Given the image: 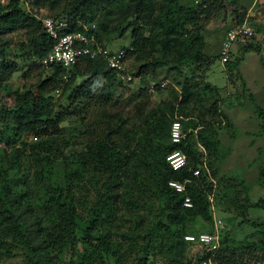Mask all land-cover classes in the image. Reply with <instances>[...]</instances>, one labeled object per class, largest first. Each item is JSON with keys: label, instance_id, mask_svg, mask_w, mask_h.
<instances>
[{"label": "trees", "instance_id": "obj_1", "mask_svg": "<svg viewBox=\"0 0 264 264\" xmlns=\"http://www.w3.org/2000/svg\"><path fill=\"white\" fill-rule=\"evenodd\" d=\"M33 4L54 11L51 19L64 20L65 33L94 25L96 40L104 47L109 43L107 38V43L103 41L105 35L123 33L127 44L116 50L124 52L125 60L131 59L135 69L127 70L139 80L127 100L132 116L126 130L128 118L106 109L121 83L104 61L83 58L68 70L55 66L47 74L39 61L52 42L36 15L23 9L20 0L0 3V90L11 100V105L0 106V264L17 258L21 264H51L63 254L66 264L206 261L211 252L182 239L198 233L193 228L196 219L209 231L214 208L242 223L249 209L264 210L262 201H248L241 179L217 177L213 164L223 163L230 150L214 138L212 122L199 121L187 111L191 105L206 104L205 117L221 118L218 127L231 125L218 111L217 89L190 78L211 66L204 53V25L222 21L230 10V22L239 27L245 23V10L233 0H34ZM15 32L23 34L24 42L12 52L4 38ZM256 51L252 45L241 49L243 55ZM20 62L39 67L45 76L21 90L1 84ZM238 64L239 60L228 59L222 65L230 71ZM160 83L166 85L160 88ZM166 88L168 99L146 111L149 93ZM59 90L67 106L54 110L49 94ZM90 103L87 123L84 116ZM253 110L264 132V115L256 105ZM71 117L78 118V128L62 129L60 124ZM174 117H180L187 129L203 124L206 128L195 133L194 142L185 135L172 144L168 130ZM24 137L32 140L25 142ZM122 137L129 143L122 144ZM76 145L83 150L63 155ZM172 151L186 156V165L177 171L165 162ZM196 170L198 175L193 176ZM168 181L183 184L184 192L169 188ZM257 182L264 187V164ZM184 197L190 200L189 208L182 206ZM20 208L34 219L39 246L31 242ZM248 225L256 231L241 240L219 231L218 248L210 257L213 264H264V224ZM192 247L197 250L185 258Z\"/></svg>", "mask_w": 264, "mask_h": 264}, {"label": "rangeland", "instance_id": "obj_2", "mask_svg": "<svg viewBox=\"0 0 264 264\" xmlns=\"http://www.w3.org/2000/svg\"><path fill=\"white\" fill-rule=\"evenodd\" d=\"M7 0H0L1 4H5ZM236 1L239 7H242L246 12L245 27L248 28L252 34V37L245 38L244 44L242 41L237 42L229 57V62L235 59L239 60V64L236 69L227 71L220 63L218 58L220 41L223 38L225 30L232 28L233 24L229 11H227L224 19L219 22H209L204 25V37L206 41L205 55L210 59L211 66L200 72H194L191 75V82L201 83L202 81L209 83L212 87H215L218 91V111L224 115L230 126L218 127L221 118L209 120L205 117V107L199 105H191L190 109L191 117L198 119L199 121L212 122L213 131L216 139L222 143L224 148H229L230 154L223 161V163L213 164L215 168V174L217 177L226 176L227 178L236 177L241 179L247 187V199L250 203H257L262 201L264 203V187L257 182L258 169L264 164V132L260 130L262 121L258 119L254 113L253 105H256L262 115H264V0H233ZM34 0H20L21 7L30 11L36 16L50 17L54 12L41 5H34ZM49 7V3H46ZM258 29V32H257ZM109 39V43L104 39ZM12 52H16L21 48V44L24 42V36L21 32H15L5 36L4 38ZM103 41L107 43L108 49L116 50L119 45H126L127 38L123 33H109L108 36H104ZM252 45L257 47L255 53H248L243 55L241 49L244 46ZM27 62H20L18 64L17 71L12 74L6 75L2 83H8L10 89L17 88L19 90L26 89L29 86L35 84L37 79H43L45 74L41 69L35 65L28 66ZM126 67L129 71H134L135 67L131 59L126 60ZM204 70V71H203ZM47 74L50 71H46ZM159 79L161 76L158 77ZM170 83V79L166 80ZM179 81V79L177 80ZM80 80H77L78 84ZM138 87V82L133 81L128 86L125 84L119 85L115 91V94L111 97V101L106 105V109L113 113H118L123 118H128L125 122L124 128L128 130V125L131 123L132 116V104L127 103V100L134 94ZM175 91L179 92V87H174ZM150 99L147 105L146 111L158 105L161 101L168 99L167 88L157 92L149 93ZM52 97V103L54 104V110H58L59 107H66L67 102L63 96V92H52L49 94ZM90 103V108L86 112L84 120L88 122L91 119L93 107ZM11 105L10 98L5 92L0 90V106ZM83 117V116H82ZM121 117V120H122ZM178 118V117H177ZM180 118V117H179ZM178 118V119H179ZM80 121V120H79ZM78 118L71 117L65 122L60 124L62 129H76L78 128ZM122 125V124H121ZM181 129L184 135L189 136L192 141L196 140L195 133L199 129H205V125L196 128L194 130L187 129L181 124ZM123 128V129H124ZM123 132V131H122ZM214 136V135H213ZM128 137H122L121 143H129ZM25 142H30L32 139L24 137ZM82 146L76 145L63 151V155L66 157L72 153L81 152ZM242 195H240V198ZM222 208H225V204L220 203ZM214 219L220 220L223 230L234 240H241L245 236L254 233L256 229L250 227L248 224L262 223L264 224V210L262 209H249L246 214V222H240L239 218L232 217L231 215L223 214L215 209ZM21 218L26 226L29 238L34 245L39 246L40 240H38L35 234V222L34 219L23 213V208L19 209ZM247 223V224H246ZM194 231L207 232L208 226L205 225L200 219H196L194 223ZM197 250L192 247L185 252V258L191 257V255ZM20 259H14L4 262L3 264H21ZM67 256L61 255L58 259H54L51 264H66ZM110 264V263H109ZM157 264V260L155 263Z\"/></svg>", "mask_w": 264, "mask_h": 264}, {"label": "built area", "instance_id": "obj_3", "mask_svg": "<svg viewBox=\"0 0 264 264\" xmlns=\"http://www.w3.org/2000/svg\"><path fill=\"white\" fill-rule=\"evenodd\" d=\"M36 17L40 22L42 31L52 42L51 48L48 49L39 61L40 67L44 71H49L55 66L68 70L83 58H100L104 61L106 67L115 74V78L119 83L126 85L133 81L138 82L139 77H132L127 70L124 52L122 50L108 49L96 40L94 25H83L80 31L65 33L63 32L66 29L64 20H54L50 17L43 16ZM252 34L254 32L246 28L245 23L239 27L227 29L220 44V63L223 64L229 59L237 42L251 37ZM165 85L166 83H160L159 87L163 88ZM149 89L152 92L153 84H150ZM184 136L178 118L174 117L169 125V142L178 144L184 139ZM165 162L170 170L177 171L186 165V156L180 151H172L166 155ZM192 175L197 176L198 171H193ZM167 186L177 193L184 192L183 184L176 181H168ZM208 200L211 202L210 198ZM182 206L184 208L191 206L190 200L187 197L183 198ZM221 229H223V226L220 220H216L213 217L211 230L195 234H186L182 239L186 243L211 252L210 257H212L218 248V234ZM210 257L200 264H213L210 261Z\"/></svg>", "mask_w": 264, "mask_h": 264}]
</instances>
